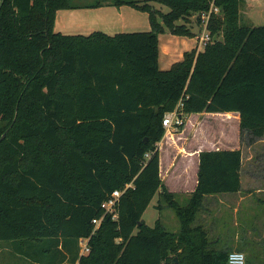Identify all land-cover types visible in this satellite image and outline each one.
Listing matches in <instances>:
<instances>
[{"label":"trees","instance_id":"trees-1","mask_svg":"<svg viewBox=\"0 0 264 264\" xmlns=\"http://www.w3.org/2000/svg\"><path fill=\"white\" fill-rule=\"evenodd\" d=\"M213 1L212 41L161 70L160 35L196 37L191 18L201 24ZM242 1L110 0L151 26L110 36L56 32L59 11L81 8L73 0H2L0 244L35 264H229L195 221L207 196L242 190V150L200 152L182 205L163 183L159 144L175 111L179 132L187 115L235 112L241 142L264 138V26L240 24ZM116 191V213L105 214ZM157 194L179 231L143 220Z\"/></svg>","mask_w":264,"mask_h":264},{"label":"rangeland","instance_id":"rangeland-1","mask_svg":"<svg viewBox=\"0 0 264 264\" xmlns=\"http://www.w3.org/2000/svg\"><path fill=\"white\" fill-rule=\"evenodd\" d=\"M243 0L241 5V18L240 24L243 26H255L260 27L264 26V0ZM87 2H91V0H87ZM156 9L161 10L163 13L167 14L170 12V9L165 6H160L158 4H154ZM197 16H193L191 18L192 30L196 34V37H180L170 34L169 32L165 34H161L159 39L161 41L160 44V66L162 70H169L172 65L176 62H180L183 60L185 52L191 51L192 48H195L198 42V37L202 35L203 27L197 21ZM183 22L180 21L179 24ZM151 30V27H150ZM130 32V31H128ZM222 37H220V40ZM167 45V46H166ZM166 47H170V52L165 49ZM201 48L204 49L203 46ZM200 122H202V127L206 126L209 130L202 135H210L213 134L214 137L219 135L220 132L226 133L224 138L227 143H230L229 146L238 148L239 140H240V125L234 121H232L231 125L222 126L220 120L223 118L220 117V114L217 113H201ZM214 118H211L213 117ZM216 116V117H215ZM203 117L205 119H203ZM186 123L189 122L188 129H192V126L196 124L197 119H199V114L187 115L185 117ZM234 122V123H233ZM225 125V124H223ZM183 129L180 132L175 130L174 128L169 133L167 137L163 138V146H162V157L164 166H168L171 162L174 165V169L177 172H180L183 169L182 163L180 159L183 155H187V150H191L192 143L189 139H186L185 135H183ZM187 129V130H188ZM175 130V131H174ZM170 142V143H169ZM169 143V145H168ZM242 149L244 151V159H245V167H249V163L252 162L251 156L256 154L263 153L264 155V142H260L253 146L252 148L247 145V143L241 142ZM255 159V158H254ZM254 161V160H253ZM189 173L188 179L189 181L194 180L193 170H191V164L189 165ZM167 177V176H166ZM166 177H164L166 179ZM172 190L174 188H178L180 190H186L184 186L185 177L179 176L172 180ZM168 182V181H167ZM245 188H247L246 193L251 194L247 200L243 202V207H247L249 205V212L244 213L245 218H242L243 212L241 213V226L232 214H224L214 217L212 231H210V239H211V248L218 250V248H222L225 250L230 245V253L235 251H240L245 254L246 264H264V204L258 202L264 201V195L256 194L255 187L252 184H249L248 181L245 183ZM189 197L188 194H178L177 200L184 205ZM159 205V194L155 196L151 205L145 212L143 216V220L145 223L154 227L157 220H162L165 227L170 232H177L180 228V222L175 214V212L167 207L162 209H158ZM259 207V210H258ZM242 211V210H241ZM257 213L259 216L252 218L253 213ZM241 230V238L243 243L241 246L237 248L234 247V244H231V239L234 237L237 231ZM226 235V238H225ZM215 241V243H212ZM219 241V244L217 242ZM218 246V247H216ZM232 248V249H231ZM11 247L9 244L3 243L0 246V262L7 261L9 264H31V262L25 260L23 257H14L11 255L10 251ZM241 249V250H239Z\"/></svg>","mask_w":264,"mask_h":264},{"label":"crops","instance_id":"crops-1","mask_svg":"<svg viewBox=\"0 0 264 264\" xmlns=\"http://www.w3.org/2000/svg\"><path fill=\"white\" fill-rule=\"evenodd\" d=\"M109 1L110 0H91V2H87V0H73V2L81 8L59 11L57 13L55 31L65 34V35H90L94 32H102L110 36L120 34V33H134V32L150 31L151 26L149 22V15L147 13L138 11L129 6L116 7V6L111 5V2ZM133 1H144V0H133ZM1 2L2 0H0V5H1ZM99 2H103V5L101 7L88 8V6L97 4ZM248 2H251V1L248 0ZM160 44H161V41L159 39V46ZM196 48L199 51L203 50V48H201L199 43H197L195 48H192V50ZM165 49H167V51L170 52L171 48L166 47ZM159 64H160V58H159ZM217 114H220V117L223 118L222 120H220V122L222 123V126L231 125L232 121H234L235 123L237 122L240 125V114L239 113L231 112V113H217ZM201 116L202 114H199V119H197L196 124L192 126V129L190 130L188 129L189 122L186 123L184 126L182 133L183 135H185L186 139H189L191 141L193 145L191 147V150H187V153H186L187 155H183L181 158H179L183 166V169H181L180 172L175 171L174 165L171 162V159H170V163L168 164V166H164L163 157H162L163 141L159 144L160 157H161V160H160L161 176H162L164 185L172 193H176L179 195L189 193L190 195L192 192H194L197 186V183H198L197 174H198V169H199L200 152L219 151V150H235V148L232 146H229L230 143H227V141L225 140L224 136L226 133L220 132L219 135H216L215 137L213 134L210 135V133L209 135H205V136L202 135V133L205 134L209 130V128H206V126L202 127L203 123L200 122ZM211 118H214V116ZM203 119L205 118L203 117ZM169 133H171V131L167 132L165 134V137H167ZM260 142H264V138L249 147L252 148L253 146H255L256 144ZM238 145L239 146L237 149L242 150V170H241L242 190L238 193L207 196L204 200V207L198 214L197 219L195 221V226H201L202 228H204L207 231L209 238L211 235L210 231H212V227H213L212 220L214 219V217L219 216V215H224V214H232L235 218H237L239 226H241V213L243 212L242 218L243 217L245 218L244 216L245 212L250 213L249 205L242 209L243 202L247 200L251 195H253V193L251 194L246 193V190H247V188H245L246 181H248L249 184H252L255 187L256 194L264 195V155L263 153H260L259 155L256 154L255 157L254 155L251 156L250 160L253 159L254 161L252 160V162L249 163L250 164L249 167H245L247 165H245L244 151L241 146V139L239 140ZM190 164H191V170H193V174H194L193 181H189L188 179H186L189 176L188 167ZM179 176L185 177L184 186L186 187V190H180L178 188H174V190H172V187H171V184L173 182L172 180H174L175 178ZM164 177H166V179ZM258 202L261 204H264V201L258 200ZM258 210H259V207H258ZM251 216L252 218H254V217H258L259 215L254 212ZM233 235L234 237H232L230 241H231V244H234V247L236 246L235 248H237L238 246H241V243H243V240L245 239L241 238V230L237 231ZM225 238H226V235H225ZM210 242H211V239H210ZM212 243H215V241H212ZM2 244H0V246H2ZM217 244H219V241L217 242ZM231 246L232 245H230L225 250H229ZM10 251H11V255H13L14 257L15 256L21 257L18 254H16L12 250V248L10 249ZM217 251H223V250L222 248L220 249L218 248ZM0 264H9V262L5 260L4 261L1 260ZM31 264H35V263L31 262Z\"/></svg>","mask_w":264,"mask_h":264},{"label":"built area","instance_id":"built-area-1","mask_svg":"<svg viewBox=\"0 0 264 264\" xmlns=\"http://www.w3.org/2000/svg\"><path fill=\"white\" fill-rule=\"evenodd\" d=\"M213 14H220V9L218 7H215L214 1L211 3V7L209 11L201 14V25L203 27V32H202V35L198 37L200 46L205 47L209 42L212 41L210 32L208 30V26H209L211 16ZM183 123H184V120L178 114L177 111L167 115L163 122L164 127L166 128L167 132H169L173 128L177 130L178 127H180ZM122 194L123 192L121 191L114 192L112 195V198L102 205V208L105 210V214H115L116 213V206ZM101 221L102 219L93 221L96 228L100 225ZM80 246H81L82 255L89 253L90 250L88 246V240L86 239L81 240ZM228 263L229 264H246L245 254L240 251L231 252L229 254Z\"/></svg>","mask_w":264,"mask_h":264},{"label":"water","instance_id":"water-1","mask_svg":"<svg viewBox=\"0 0 264 264\" xmlns=\"http://www.w3.org/2000/svg\"><path fill=\"white\" fill-rule=\"evenodd\" d=\"M5 137V135H3V138ZM176 264H178V260L176 259Z\"/></svg>","mask_w":264,"mask_h":264}]
</instances>
